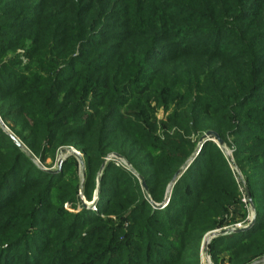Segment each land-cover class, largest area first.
<instances>
[{"label":"trees","instance_id":"obj_1","mask_svg":"<svg viewBox=\"0 0 264 264\" xmlns=\"http://www.w3.org/2000/svg\"><path fill=\"white\" fill-rule=\"evenodd\" d=\"M0 118L42 162L80 151L87 199L109 153L147 187L109 161L97 211L70 212L75 155L43 170L0 126V264H200L204 236L246 211L217 143L193 157L207 131L255 213L209 241L210 260L264 255V0H0Z\"/></svg>","mask_w":264,"mask_h":264},{"label":"rangeland","instance_id":"obj_2","mask_svg":"<svg viewBox=\"0 0 264 264\" xmlns=\"http://www.w3.org/2000/svg\"><path fill=\"white\" fill-rule=\"evenodd\" d=\"M20 51H22V50H19V52ZM21 59H22V62L24 63V62H26V60H25V58H23V56H21ZM167 114H169L168 112H165V111H163L161 108H159L157 111H156V117H157V121H160L161 123H163L164 122V120H165V118H166V115ZM160 125V124H159ZM1 127H2V129L6 132V133H8V134H13L12 133V131L9 129V128H7L6 126L4 127V126H2V125H0ZM170 133V132H169ZM14 135V134H13ZM203 135V134H202ZM201 135V136H202ZM15 136V135H14ZM18 140H19V138L18 137H16ZM191 139L192 140H195L196 141V146H195V149H196V147H197V145H198V141H199V139H200V137H198V138H196V137H194V136H192L191 137ZM213 141V140H212ZM19 142L22 144V146L21 147H23V150L25 151V152H27V154H29L30 155V157L33 159V161H34V163L38 166V167H40L41 169H43V170H48V171H51V172H57V171H59L60 169H61V167H60V169H58V159L60 158V157H62L63 158V160L68 156V155H70V154H72V155H75V157L77 158V160H78V163H79V165H78V168H77V172H78V177H79V179H80V184H79V187H80V189H79V191H78V196H79V201H80V203H77L74 207H70V205L68 204V203H64V208L65 209H67V210H69L70 212H76V211H79L82 207H85V208H87V209H91V210H93V211H97V207H96V203H97V199H98V182H99V179H100V176H101V174H102V170H103V168H104V166H105V164H106V162H112L113 164H116V165H118V166H121V167H123V168H125V169H127V170H129L130 172H132L134 175H136V177H137V179L139 180V183H140V185H141V181H140V178L139 177H141V176H139L138 174H137V172H136V170L131 166V164H129L123 157H118V156H116V155H118V154H116L115 155V153H109L108 155H106L105 157H104V160H103V162L101 163V166H100V168H99V170L97 171V173H96V176H95V185H94V187L91 189V199H87V198H85V196L83 195V184H82V181H83V177H84V163H83V155H82V153L80 152V151H78L77 149H75V148H73V147H67V146H65V147H61V148H58V149H56L55 150V152H54V154L52 155V154H49V155H47V157H46V159L42 162V161H40L39 159H38V157L37 156H35L33 153H31V151L30 150H28L27 149V147L19 140ZM214 142L215 143H217L216 142V140L214 139ZM218 145V144H217ZM219 146V145H218ZM220 147V146H219ZM63 148H68V150H70L68 153L67 152H65L64 154L63 153H61V149H63ZM221 148V150L223 151V154H224V156L227 158V160L229 161V166H230V168H231V170H232V172H233V174L236 172V169H235V167L237 168V170H238V172L240 173L239 175L236 173V175H237V178H239L240 179V181H239V183L241 184V185H243L244 186V188H245V180H244V177L242 176V174H241V172H240V170H239V168L235 165V163H234V160H233V155H232V148H230L229 146H227V145H223L222 147H220ZM72 149L73 150H75V151H77V152H79V154L77 155V154H75L73 151H72ZM199 152V151H198ZM195 155H193V157H194ZM63 162V161H62ZM81 162L83 163V165L81 166ZM189 162H190V159H188L187 160V162H186V164H189ZM61 165H62V163H61ZM102 165H103V167H102ZM186 167V166H185ZM185 167H181V168H179V169H181L182 170V168H185ZM234 176H235V174H234ZM236 178V177H235ZM144 181V180H143ZM141 188L144 190V191H146L143 187H142V185H141ZM166 193V192H165ZM164 198H165V196H164ZM164 198H163V200L161 201V202H163L164 201ZM83 202H86V205H83ZM161 202H159V203H161ZM168 203V202H167ZM156 204H158V203H155V205ZM245 205V204H244ZM156 207H158V206H156ZM245 207H246V211H243V209H242V207L240 206V205H235L234 207H233V209H231V212H230V218H233L234 219V221H233V224H231V225H229L228 227H224V228H219V229H215V230H224V229H231V227H233V226H235L237 223H240L241 224V227H243V225L244 224H246L247 223V217H248V215L251 213V210H254L253 208H252V206L250 205V203L249 204H247V206L245 205ZM161 208H163V207H161ZM101 215V217H102V219H106L108 222H114L115 220H117V217L115 216V215H103V214H100ZM251 223V222H250ZM239 228V227H238ZM232 230V229H231ZM226 233H228V232H226ZM225 234V233H224ZM220 235V234H219ZM213 238V237H212ZM211 238V239H212ZM210 239V240H211ZM203 242V241H202ZM209 243V242H208ZM221 257L223 258V260H224V262L222 263V264H227V261H225L226 260V258H227V254L226 253H222L221 254ZM257 259V258H256ZM255 260V259H254ZM252 262V261H251ZM200 264H212V262H211V260H210V256H209V254H208V244H207V246H206V248L203 250V248H202V243H201V247H200Z\"/></svg>","mask_w":264,"mask_h":264},{"label":"water","instance_id":"obj_3","mask_svg":"<svg viewBox=\"0 0 264 264\" xmlns=\"http://www.w3.org/2000/svg\"><path fill=\"white\" fill-rule=\"evenodd\" d=\"M0 125H2V126L5 127V124L3 123V121L1 120V118H0ZM11 136H12L13 140L16 141V143H17L19 146H22V144L19 142V140H18L13 134H12ZM214 139L216 140L217 144H218L220 147H222V146L224 145V144H223V141L218 137V135H217L215 132H213V131H207V132H205V133L200 137V139H199V141H198V145H197V147H196V149H195L193 155H196V154L198 153V151L200 150L202 144H203L205 141H207V140H213V141H214ZM69 151H70V150H68V148H63V149H61V153H63V154H64L65 152L68 153ZM72 151H73L75 154H77V155L79 154V152H77V151H75V150H73V149H72ZM115 155H116V154H115ZM116 156L120 157L119 155H116ZM62 161H63V158L60 157V158L58 159V161H57V162H58V169H60ZM190 161H191V159H190ZM82 165H83V163L81 162V166H82ZM102 167H103V165H102ZM181 172H182V170L179 169V170H177L176 173L173 175V177H172V179H171V181H170V183H169V185H168V187H167V190H166V193H165L164 201H166V200L168 201V200H169V196H170V192H171L172 185H173L174 182L177 180V178L181 175ZM139 178H140V181H141V185H142V187L146 190L147 187H146L145 182L143 181V178H142V177H139ZM249 203H250V205L252 206V204H251L250 201H249ZM83 205H86V202H83ZM156 206H158L159 208H161V207L163 206V202L156 204ZM252 208H253V206H252ZM253 221H254V217H253L251 223H252ZM247 227H248V226H246V227H242V228H235V229H232V230H237V231H238V230L246 229ZM226 232H228V229H224V230H220V231H219V230H212V231L208 232V233L204 236V239H203V242H202V248H203V250L206 248L208 242L210 241V239H211L212 237H215V236H217V235H219V234H224V233H226ZM249 264H264V255H262V256L258 257L257 259L253 260V261L250 262Z\"/></svg>","mask_w":264,"mask_h":264},{"label":"built area","instance_id":"obj_4","mask_svg":"<svg viewBox=\"0 0 264 264\" xmlns=\"http://www.w3.org/2000/svg\"><path fill=\"white\" fill-rule=\"evenodd\" d=\"M235 169H236V172H235L234 174H235L236 180H237V182H238L239 190H240V192H241V201L247 206V204H249L248 196H247V194H246V191H245L244 186L241 185V184L239 183L240 179L237 178L236 173H237L238 175H239L240 173L238 172V170H237L236 167H235ZM238 180H239V181H238ZM167 202H168L167 200H166V201H163V206H162V207H164V206L167 204ZM254 216H255L254 210H251V213H250V214L248 215V217H247V220H248V221H247L246 224L243 225V227L248 226V225L250 224V222L252 221V219H253ZM238 227H239V228H242L240 223H237L235 226L231 227V229H235V228H238Z\"/></svg>","mask_w":264,"mask_h":264}]
</instances>
